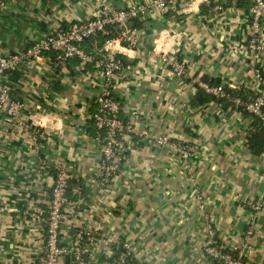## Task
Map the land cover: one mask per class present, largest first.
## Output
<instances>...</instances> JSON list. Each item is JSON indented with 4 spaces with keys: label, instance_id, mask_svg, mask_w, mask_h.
<instances>
[{
    "label": "crops",
    "instance_id": "1",
    "mask_svg": "<svg viewBox=\"0 0 264 264\" xmlns=\"http://www.w3.org/2000/svg\"><path fill=\"white\" fill-rule=\"evenodd\" d=\"M3 1L5 55L73 22L90 21L104 8L143 5L145 11L136 19L137 46L113 47L129 67L114 92L125 158L106 184L89 123L99 88L84 80L78 60L57 65L46 55L6 75L11 100L22 108L12 122L0 115V264L40 263L46 215L31 214L47 208L62 168L71 177L68 190L76 205L60 226L59 243L68 247L76 233L89 232L84 258L91 263L126 244L132 264H216L204 253L209 232L230 248L250 230L245 264H264V153L248 149L250 115L234 111L227 100L223 107L197 98L208 96L200 84L222 86L241 99L263 91L254 70L264 76V18L260 48L250 49L251 1L177 2L164 12L149 6L151 0ZM163 53L184 63L183 77L161 61ZM164 135L189 145L193 156L183 160L167 145L155 144ZM66 257L59 264H71Z\"/></svg>",
    "mask_w": 264,
    "mask_h": 264
},
{
    "label": "built area",
    "instance_id": "2",
    "mask_svg": "<svg viewBox=\"0 0 264 264\" xmlns=\"http://www.w3.org/2000/svg\"><path fill=\"white\" fill-rule=\"evenodd\" d=\"M191 1L193 0H151L148 5L164 12L174 9L177 2L188 4ZM243 1L245 0H232L234 3ZM250 1L248 47L258 49L260 48L258 42L262 35L261 21L264 18V0ZM4 6L5 2L0 0V10H3ZM144 11L143 5L117 10L104 8L101 14L92 20L73 22L68 29H58L54 33L45 35L22 52L5 55L0 51V115L4 116L7 122L17 119L18 112L22 108L21 104L11 100V88L5 82V77L9 72L21 67L25 62H36L46 55H51V59L57 65H64L68 60L74 58L78 60L77 70L79 73H84V80L89 86L99 88L95 97L96 109L89 115V123L95 129L94 141L100 146L99 172L100 181L103 184L117 175L125 158V147L120 139L122 131L121 105L114 97V92L119 74L129 70V67L123 63L118 56V50L113 47L125 45L127 48L134 49L137 46L140 30L132 26L126 27L125 24H132V21ZM106 26L115 27L117 35L107 39L102 48L96 50L98 58L95 59L84 52L81 44L84 40L97 34L107 35ZM161 61L171 68L175 76L183 77L185 75L184 63L170 61L164 53L161 54ZM88 64L92 65V69L86 70ZM254 76L256 81L262 85L263 91L251 98L241 99L231 96L222 86L200 84L199 88L208 95L227 100L234 111H244L248 115L256 117L264 127V76L259 69L254 70ZM37 131L35 130L34 133L37 134ZM141 136L148 137V133L142 131ZM154 142L157 145H167L183 160H188L193 156L192 148L189 145L174 142L166 135L156 138ZM70 180L69 173L63 168L59 169L51 186L47 208H36L34 214H31L34 219L46 215L44 249L39 264H59V261L66 255L71 258V264H94L84 258L87 252L85 238H89V232L76 233L68 247L59 243L60 226L76 205V201L67 197ZM252 208L259 210V202L252 205ZM209 233L204 244V253L207 257L219 264H245V258L251 252L248 244L251 236L250 230L243 234L241 243L230 248L219 245L214 240L212 233ZM120 248L116 254L110 251L105 260L95 264H132L129 247L125 244Z\"/></svg>",
    "mask_w": 264,
    "mask_h": 264
},
{
    "label": "trees",
    "instance_id": "3",
    "mask_svg": "<svg viewBox=\"0 0 264 264\" xmlns=\"http://www.w3.org/2000/svg\"><path fill=\"white\" fill-rule=\"evenodd\" d=\"M240 3L242 2H238L237 5H239ZM132 25H133V28H139L138 21L136 19L132 21ZM106 31H107V35L105 36L101 34H97L93 37H90L84 40L81 44V47L84 50V52L93 56L95 59H97L98 56L95 55L94 52L97 49H101L104 42L107 39L114 38L117 35L116 28L113 26H106ZM226 93L230 94L231 96H235L233 95L232 92L228 91V89L226 90ZM197 98L200 102H203V101L207 102L208 100H212V101H215L217 104H223V107L228 106L225 100L219 99L213 96L208 95L207 98L203 99L201 97V94H199ZM250 118H251L250 126L251 128H253V131L250 132V134L246 138V142H247V146L250 152L253 155H259V154L264 153V127L261 126L259 120L256 117L250 116ZM72 184L78 186L76 182H72ZM67 197L71 200L74 199V197L71 195L68 189H67ZM216 264H219V263L216 262Z\"/></svg>",
    "mask_w": 264,
    "mask_h": 264
},
{
    "label": "water",
    "instance_id": "4",
    "mask_svg": "<svg viewBox=\"0 0 264 264\" xmlns=\"http://www.w3.org/2000/svg\"><path fill=\"white\" fill-rule=\"evenodd\" d=\"M125 26H126V27H131L132 25L129 24V23H126ZM122 29H123V27H122ZM66 259H68V256L66 257Z\"/></svg>",
    "mask_w": 264,
    "mask_h": 264
}]
</instances>
